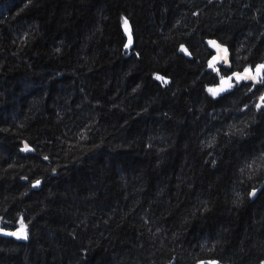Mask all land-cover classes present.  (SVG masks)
<instances>
[{"label": "trees", "instance_id": "obj_1", "mask_svg": "<svg viewBox=\"0 0 264 264\" xmlns=\"http://www.w3.org/2000/svg\"><path fill=\"white\" fill-rule=\"evenodd\" d=\"M209 39L264 65V0H0V264H264V69L213 96Z\"/></svg>", "mask_w": 264, "mask_h": 264}, {"label": "water", "instance_id": "obj_2", "mask_svg": "<svg viewBox=\"0 0 264 264\" xmlns=\"http://www.w3.org/2000/svg\"><path fill=\"white\" fill-rule=\"evenodd\" d=\"M209 41H215L216 42V45H210L209 44ZM209 41H208L209 48L213 52L212 55H211V57H210V62L212 63V65L223 62V64L225 66H229L230 65V51H229L227 45L219 42L217 39H209ZM214 57L216 59H213ZM234 73L241 74V76H246L248 72H245V71H241V72L235 71V72H233V73H231L229 75V77L227 78V80L221 81L219 84H217L214 89H219L221 87H226L229 84V82H230V79L229 78H235L237 80L242 79V78L238 79L237 76H234L233 75ZM257 80L258 79H256V78L253 79L254 82H256ZM25 143H27L29 145V147L31 149L30 151H21V149L23 148V146H24ZM19 150H20V152L22 154H27V153L34 154L35 153V149L33 148V146L30 145L25 140L22 141ZM23 180L26 181V178H24ZM37 180L40 181V179H37ZM37 180H34V181L31 182V188H38L39 187L40 183H39V185H37L35 187L33 186ZM259 189H260V186L251 189V191L249 193L250 198H254L255 195L257 194V192L259 191ZM21 220H22V218L20 217L18 219L17 223H16L17 226L14 228L13 231L0 229V235L1 236H9V237L17 238L19 240H25L26 238H24L23 236L11 235V233L17 232V230L21 227ZM23 224L25 225V229H24V231H25L26 230V224L24 222H23ZM168 264H170V263H168Z\"/></svg>", "mask_w": 264, "mask_h": 264}, {"label": "snow or ice", "instance_id": "obj_3", "mask_svg": "<svg viewBox=\"0 0 264 264\" xmlns=\"http://www.w3.org/2000/svg\"><path fill=\"white\" fill-rule=\"evenodd\" d=\"M123 25H124L125 32L128 33V42L126 44H124V48H125V50H127L132 45V36H131L129 22H128L127 18H124L123 19ZM209 44L210 45H216V42L215 41H209ZM57 51H59V49H57ZM181 51L187 52V49L183 45H181ZM213 59H216V58L214 57ZM209 67H213V65H212L211 62L209 63ZM261 69H264V65H258L257 66V73L258 74H259V71ZM248 71H249L248 69H245V72H248ZM233 75L234 76H237L238 79H240V78H242V79H249L250 78L248 76H241V74H236V73H234ZM156 79L163 81L165 84L168 83V81L164 77H162V76L157 75L156 76ZM229 79H231V78H229ZM253 79H255V78L253 77ZM231 86H232L231 84H228L227 85V87H231ZM225 90L226 89L224 87H221L219 89H208V91L213 96H215L219 92H223ZM261 99L264 100V97H261ZM257 107H260V105H257ZM30 150L31 149H30V147H29V145L27 143H25L24 146H23V148L21 149V151H30ZM45 159H47V157H45ZM39 183H40V181L37 180L33 186L35 187V186L39 185ZM24 229H25V225L23 224V221L21 220V227L17 230V232L11 233V235H18V236H23L24 238H27L26 232L24 231ZM200 264H205V262L201 261ZM209 264H217V262L216 261H211V262H209Z\"/></svg>", "mask_w": 264, "mask_h": 264}, {"label": "flooded vegetation", "instance_id": "obj_4", "mask_svg": "<svg viewBox=\"0 0 264 264\" xmlns=\"http://www.w3.org/2000/svg\"><path fill=\"white\" fill-rule=\"evenodd\" d=\"M214 65H215L214 67H216L217 69H220L221 71L224 72V73H221L220 76H219V79L222 80V81L227 80V78L229 77V75L231 73L235 72V71L241 72V71H245V69H248L249 70L248 73H247V75H246V76L250 77L249 79H240V80H237L235 78H231L229 84H231L232 86L231 87H227V86L224 87L226 89L225 91L233 88L235 85L240 84L242 82H244L245 84H247L249 89H252L256 84H261L260 82L262 80V74L261 73L260 74H257L255 72L256 66L254 68L248 67V68H243V69L237 70V69H232L231 62H230V65L229 66H225L223 64V62L218 63V64H214ZM253 76H254V78L258 79L256 82L253 81V78H252Z\"/></svg>", "mask_w": 264, "mask_h": 264}, {"label": "rangeland", "instance_id": "obj_5", "mask_svg": "<svg viewBox=\"0 0 264 264\" xmlns=\"http://www.w3.org/2000/svg\"><path fill=\"white\" fill-rule=\"evenodd\" d=\"M258 66V65H257ZM257 66H256V69H255V72L257 73ZM261 73V70L259 71V74ZM258 74V73H257Z\"/></svg>", "mask_w": 264, "mask_h": 264}]
</instances>
